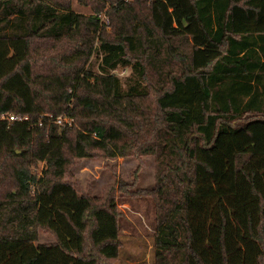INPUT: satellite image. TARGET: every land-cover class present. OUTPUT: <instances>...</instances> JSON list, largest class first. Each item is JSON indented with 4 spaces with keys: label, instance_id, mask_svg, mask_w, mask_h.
Listing matches in <instances>:
<instances>
[{
    "label": "trees",
    "instance_id": "trees-1",
    "mask_svg": "<svg viewBox=\"0 0 264 264\" xmlns=\"http://www.w3.org/2000/svg\"><path fill=\"white\" fill-rule=\"evenodd\" d=\"M77 1L92 14L0 0V114L27 115L29 132L0 154V264H114L111 188L95 198L65 177L95 151L156 159L151 264H264V0ZM144 3L142 19L130 13ZM117 65L130 67L123 86ZM40 112L72 121L38 124ZM68 137L72 152L39 147Z\"/></svg>",
    "mask_w": 264,
    "mask_h": 264
},
{
    "label": "rangeland",
    "instance_id": "rangeland-1",
    "mask_svg": "<svg viewBox=\"0 0 264 264\" xmlns=\"http://www.w3.org/2000/svg\"><path fill=\"white\" fill-rule=\"evenodd\" d=\"M125 1V0H123ZM71 9L81 12L84 15L92 14L91 7L79 3L77 0H69ZM146 3L142 8L137 4L133 6L131 14L137 15L142 19ZM107 5H104L98 12L99 20L104 24L103 32L106 35H117V21L114 17L111 20L105 14ZM133 21V20H132ZM132 21L127 23V28L131 27ZM92 50L88 55L84 67L91 70L98 69L100 58L99 51H95L97 45L96 35L92 36ZM64 47V45H63ZM118 76L121 85H124V79L130 72L129 66L117 65L111 70ZM160 80L155 76L149 78V99L155 94V87L159 85ZM24 123V124H23ZM0 123V154L16 143L15 151L20 152L21 145L29 138V132L26 129L25 122ZM72 139L58 138L45 140L39 144L40 149L46 154H58L62 148L72 152ZM42 161H38L32 166V169L38 173ZM157 168L156 159L151 154H127L119 156H104L99 151L93 152L87 157H71V162L65 173V177L77 185L78 189L92 195L95 198H101L110 187L113 193V199L116 201V208L119 211L118 222L120 231V246L117 260L114 264H151L152 259V239L154 223V205L153 198L149 193L153 188L155 180V171ZM5 187L0 184V189ZM50 233L38 229L37 241H52Z\"/></svg>",
    "mask_w": 264,
    "mask_h": 264
},
{
    "label": "built area",
    "instance_id": "built-area-1",
    "mask_svg": "<svg viewBox=\"0 0 264 264\" xmlns=\"http://www.w3.org/2000/svg\"><path fill=\"white\" fill-rule=\"evenodd\" d=\"M42 117L52 118L53 121L56 123H65L67 125L71 124L72 119L66 115L57 114L55 116H52L49 112H40L38 114L37 123L40 124ZM28 119L27 115H21V114H15L12 112H4L0 114V120H3L5 122H24Z\"/></svg>",
    "mask_w": 264,
    "mask_h": 264
}]
</instances>
